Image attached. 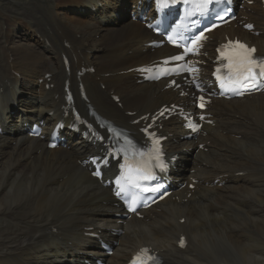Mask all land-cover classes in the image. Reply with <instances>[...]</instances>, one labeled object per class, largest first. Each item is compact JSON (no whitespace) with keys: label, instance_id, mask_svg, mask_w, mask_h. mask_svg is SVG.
Returning <instances> with one entry per match:
<instances>
[{"label":"bare ground","instance_id":"6f19581e","mask_svg":"<svg viewBox=\"0 0 264 264\" xmlns=\"http://www.w3.org/2000/svg\"><path fill=\"white\" fill-rule=\"evenodd\" d=\"M138 1L0 0V264H86L98 256L124 264L147 245L163 264H264V96L214 100L217 126L197 142L183 140L175 119L166 124L168 150L180 157L174 178L187 186L143 219L123 218L111 190L91 176L84 160L95 146L81 133L74 138L65 127L66 146L54 149L47 138L27 135L31 122L48 127L64 117L67 81L82 112L91 104L137 132L135 119L187 100L165 89L167 81L140 84L131 71L170 53L145 47L152 35L133 19ZM254 1L245 15L262 29ZM252 39L264 45V34ZM79 81L89 103L80 98ZM252 141L263 150L247 147ZM245 153L263 164L252 175L243 172ZM207 154L218 156L219 166L197 159ZM112 229L123 233L112 236ZM93 233L115 242L113 255H105Z\"/></svg>","mask_w":264,"mask_h":264},{"label":"snow or ice","instance_id":"6c2138e0","mask_svg":"<svg viewBox=\"0 0 264 264\" xmlns=\"http://www.w3.org/2000/svg\"><path fill=\"white\" fill-rule=\"evenodd\" d=\"M209 2L210 0H204L205 4ZM248 27H251V25H248ZM202 38H203V34L197 37L196 40L198 41ZM225 47H234V48L242 50L240 52L235 53L236 61L234 63H230V68L234 67L236 69V78L234 80H231L230 82L234 84H240L241 86H247L243 84L242 82L248 81L252 83V86H255L253 82L257 79V77L253 69L258 67L260 69V76L264 77V62H261L258 64L256 61H254L251 58V55L253 52H255V49L254 48L248 49L246 45L240 43L239 41L235 42L234 45L232 44V42H229V44L225 45ZM189 51H191V49H189ZM182 58L183 57H174L173 59L179 60ZM228 59L232 61L233 57L229 56ZM201 107H203V105H201Z\"/></svg>","mask_w":264,"mask_h":264},{"label":"rangeland","instance_id":"374dc122","mask_svg":"<svg viewBox=\"0 0 264 264\" xmlns=\"http://www.w3.org/2000/svg\"><path fill=\"white\" fill-rule=\"evenodd\" d=\"M133 11V10H132ZM9 93V92H8ZM116 95H119V94H117V93H115ZM1 136V135H0ZM255 143V144H254ZM250 145V146H249ZM255 145V146H254ZM257 147V148H259V149H261V150H263V148H262V146H261V142H256V141H252V142H249L248 144H247V147ZM246 154V156H247V160H246V162L247 163H249V166H247V170H242L243 172H247V173H249L250 175H252V174H254L257 170H259L261 167H262V163L260 162V160H258L257 159V161L255 162V160H254V158H251L252 156H250V155H248V153H245ZM207 155H209V154H207ZM215 158H214V157ZM209 155V156H207V157H205V156H200V157H197V159L199 158V159H202L201 160V162L203 161V163H206L207 165H208V162H210V164L213 166H219V164L221 163V160L218 158V156H215V155ZM206 159L205 161L203 160V159ZM251 158V159H250ZM215 159V160H214ZM210 160V161H209ZM252 160V161H251ZM198 161H200V160H198ZM215 162V163H214ZM253 162V163H252ZM259 165V166H258ZM261 165V166H260ZM223 166H225V164L223 165ZM251 166H252V168H251ZM255 168V169H254ZM199 198V197H198ZM253 230V228H251L250 229V232ZM254 235H255V233H253ZM250 239H254V238H250Z\"/></svg>","mask_w":264,"mask_h":264}]
</instances>
